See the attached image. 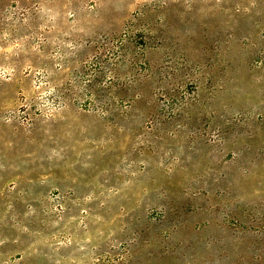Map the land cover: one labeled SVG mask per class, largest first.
Instances as JSON below:
<instances>
[{
    "label": "rangeland",
    "instance_id": "rangeland-1",
    "mask_svg": "<svg viewBox=\"0 0 264 264\" xmlns=\"http://www.w3.org/2000/svg\"><path fill=\"white\" fill-rule=\"evenodd\" d=\"M0 264H264V0H0Z\"/></svg>",
    "mask_w": 264,
    "mask_h": 264
}]
</instances>
